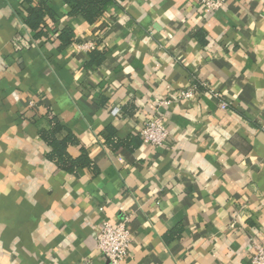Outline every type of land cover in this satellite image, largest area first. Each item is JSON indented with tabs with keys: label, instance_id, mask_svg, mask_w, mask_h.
<instances>
[{
	"label": "crops",
	"instance_id": "obj_1",
	"mask_svg": "<svg viewBox=\"0 0 264 264\" xmlns=\"http://www.w3.org/2000/svg\"><path fill=\"white\" fill-rule=\"evenodd\" d=\"M41 1L52 14L36 38L27 7ZM193 86V98L157 105ZM160 112L163 147L139 134ZM50 117L90 168L70 174L47 157ZM126 216L124 264H252L264 244V0L217 11L117 0L93 23L66 0H0V264H109L98 230Z\"/></svg>",
	"mask_w": 264,
	"mask_h": 264
},
{
	"label": "built area",
	"instance_id": "obj_2",
	"mask_svg": "<svg viewBox=\"0 0 264 264\" xmlns=\"http://www.w3.org/2000/svg\"><path fill=\"white\" fill-rule=\"evenodd\" d=\"M226 0H199V4L208 11H217L222 8ZM81 50H92L96 47L95 42H87L79 46ZM208 93L218 99V104L221 109L228 110L230 103L224 100L221 93L214 87L207 86ZM196 87L188 88L179 91L172 98L163 99L157 103L158 106L169 105L174 101L181 99L193 98ZM144 143L151 144L157 147L166 146L170 139L171 133L167 127L163 113L158 114L152 120L147 121L139 131ZM97 247L103 256L108 260L109 264H124L133 241V235L129 228V217L112 222L109 219H104L97 233ZM255 249L251 254L252 264H264V244L253 243ZM82 264H94L90 260H85Z\"/></svg>",
	"mask_w": 264,
	"mask_h": 264
},
{
	"label": "trees",
	"instance_id": "obj_3",
	"mask_svg": "<svg viewBox=\"0 0 264 264\" xmlns=\"http://www.w3.org/2000/svg\"><path fill=\"white\" fill-rule=\"evenodd\" d=\"M117 0H66L70 7V14L81 16L89 23L95 22L107 8ZM28 17L26 24L35 32L34 36L39 38L45 36L48 32L41 27L44 18L52 14V4L47 1H41L36 6H28ZM74 31L66 26L61 29L59 39L61 48H65L72 43ZM50 127L40 130V137L48 144L51 150L47 157L52 160L58 168L70 174H76L79 168H90L92 160L86 148L81 146L77 136L70 130L61 138L59 135L65 129L64 125L57 117H50ZM79 146L81 154L77 157L69 153V148Z\"/></svg>",
	"mask_w": 264,
	"mask_h": 264
}]
</instances>
